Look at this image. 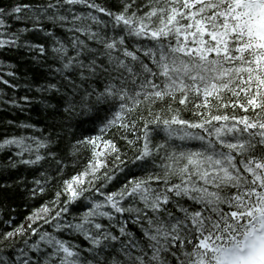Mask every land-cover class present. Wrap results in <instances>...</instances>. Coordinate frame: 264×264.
<instances>
[{"label":"snow or ice","instance_id":"6c2138e0","mask_svg":"<svg viewBox=\"0 0 264 264\" xmlns=\"http://www.w3.org/2000/svg\"><path fill=\"white\" fill-rule=\"evenodd\" d=\"M0 49L46 67L53 118L7 121L2 166L54 189L0 231V264H264V0H9Z\"/></svg>","mask_w":264,"mask_h":264},{"label":"trees","instance_id":"16d2710c","mask_svg":"<svg viewBox=\"0 0 264 264\" xmlns=\"http://www.w3.org/2000/svg\"><path fill=\"white\" fill-rule=\"evenodd\" d=\"M8 2L9 0H0V3L5 5ZM25 2H29V0H25ZM99 2L112 3V0H99ZM23 26L22 24L15 25L16 28ZM25 39L33 44L45 42L43 33L40 32H29L26 34ZM33 55V53H29L24 49L19 51L0 49V73H6L10 70L9 66H14L17 72L14 82L18 84V88L15 89H9L0 84V92L4 93V95H0V101L7 100L9 97L19 100L20 97L25 95L29 96L33 101L30 105H25L23 110L13 106L11 103L0 102V136L16 134L22 131L15 126H8L7 121L9 120L13 121L14 124L31 123L36 128L49 127L53 123V118L49 115L44 103L41 102L40 93L36 91V88L45 82L47 69L41 65L39 60L34 61ZM6 78L12 80L11 77ZM21 103L23 102L21 101ZM56 119L58 120L59 118L57 117ZM83 127L87 130V134H95L90 131L91 125L85 124ZM49 130H51L50 127ZM31 132L32 130L30 129L25 134H31ZM84 155L87 156L88 153L85 152ZM131 155L132 153L129 152V156ZM2 164L3 161L0 160V184L11 185V187L6 196L0 197V231L5 230V228L12 230V227L21 224L27 227V217L31 215L34 208L40 207L42 203L52 198L54 189H49L43 197L30 198L25 194L28 189L21 181H26L27 185H31L32 180L38 178V174L34 177L33 171L24 166H21L18 170H6ZM84 210L81 206H74L72 214L79 216ZM9 217L13 221L11 226L2 222ZM77 242L81 243L82 246H87L86 242L82 240Z\"/></svg>","mask_w":264,"mask_h":264}]
</instances>
